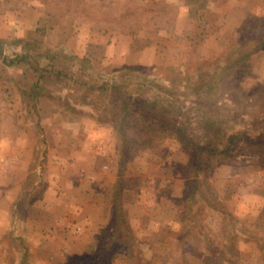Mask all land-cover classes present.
Returning <instances> with one entry per match:
<instances>
[{
    "label": "rangeland",
    "instance_id": "1",
    "mask_svg": "<svg viewBox=\"0 0 264 264\" xmlns=\"http://www.w3.org/2000/svg\"><path fill=\"white\" fill-rule=\"evenodd\" d=\"M2 189L0 264H264V0H0Z\"/></svg>",
    "mask_w": 264,
    "mask_h": 264
},
{
    "label": "crops",
    "instance_id": "2",
    "mask_svg": "<svg viewBox=\"0 0 264 264\" xmlns=\"http://www.w3.org/2000/svg\"><path fill=\"white\" fill-rule=\"evenodd\" d=\"M5 189H2V191L0 190V200H4V199H8L10 196L8 195V193L6 192ZM48 193V192H47ZM49 195V193L47 194ZM47 199V196L45 195V200ZM163 231V230H162ZM189 243H193V242H189Z\"/></svg>",
    "mask_w": 264,
    "mask_h": 264
}]
</instances>
